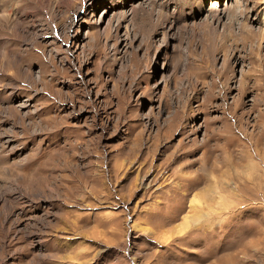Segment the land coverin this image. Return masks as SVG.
<instances>
[{"label":"rangeland","instance_id":"1","mask_svg":"<svg viewBox=\"0 0 264 264\" xmlns=\"http://www.w3.org/2000/svg\"><path fill=\"white\" fill-rule=\"evenodd\" d=\"M0 264H264V0H0Z\"/></svg>","mask_w":264,"mask_h":264},{"label":"bare ground","instance_id":"2","mask_svg":"<svg viewBox=\"0 0 264 264\" xmlns=\"http://www.w3.org/2000/svg\"><path fill=\"white\" fill-rule=\"evenodd\" d=\"M199 180V179H198ZM202 192V191H201ZM198 193V192H197ZM198 194H200V193H198ZM210 222H211V220H210Z\"/></svg>","mask_w":264,"mask_h":264}]
</instances>
